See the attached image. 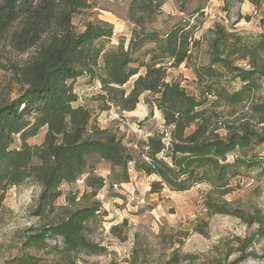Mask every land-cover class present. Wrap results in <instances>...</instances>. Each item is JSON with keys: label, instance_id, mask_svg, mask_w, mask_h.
I'll list each match as a JSON object with an SVG mask.
<instances>
[{"label": "trees", "instance_id": "trees-1", "mask_svg": "<svg viewBox=\"0 0 264 264\" xmlns=\"http://www.w3.org/2000/svg\"><path fill=\"white\" fill-rule=\"evenodd\" d=\"M99 1L0 0V208L11 187L32 181L41 187L37 214L48 216L65 184L85 182L82 191L68 192L55 219L25 236V248L47 257L23 253L5 264H80L85 255L105 250L90 236L91 223L102 214L97 195L107 182L96 172L100 160L111 166L112 186L130 180V163L137 172L158 177L153 193L208 185V215H232L258 227L237 238L238 248L228 246L224 259L234 251L240 256L229 264L256 257L247 250L264 233L263 209L234 208L218 198L249 171L264 180V18L263 33L253 42L217 22L197 38L201 8L163 33L151 25L166 0H132L131 37L112 44L114 25L85 17ZM239 1L264 5V0ZM204 42L208 57L200 63L194 49ZM180 65L194 70L198 94L170 79L169 70ZM84 76L100 83L95 99L103 110L134 111L143 100L151 114L155 108L160 112L163 128L131 149L80 103L75 85ZM41 132L42 140L30 143ZM205 227L197 231L208 235ZM197 259L176 251L166 264Z\"/></svg>", "mask_w": 264, "mask_h": 264}, {"label": "rangeland", "instance_id": "rangeland-1", "mask_svg": "<svg viewBox=\"0 0 264 264\" xmlns=\"http://www.w3.org/2000/svg\"><path fill=\"white\" fill-rule=\"evenodd\" d=\"M131 2L100 0L99 6L86 13L85 17L111 22L115 28L112 44H117L121 37L128 41L134 29L127 20ZM197 8L204 11V16L199 20L202 23L196 32L197 38L205 35L216 22L227 25L250 42L260 39L263 33L261 19L264 18V5L257 8L248 1L239 0H166L163 13L151 27L164 33L178 20L188 18ZM80 19L77 17L76 22L79 23ZM206 52L205 42L194 49L200 63L207 61ZM169 71L170 79L181 82L189 92L198 94L194 70L180 65ZM131 84L128 83L127 87ZM100 87L97 80H91L88 76L79 78L75 85L80 103L93 109L99 125L118 131L131 149H137L136 144L146 140L152 130L163 128L160 112L155 108L151 114L150 107L143 100L134 111L119 113L115 107L103 110L102 103L95 99L102 91ZM221 110L228 112L227 108ZM43 136L44 132H41L30 143L41 141ZM260 149L264 152V146ZM130 168V180L112 186L110 164L102 160L96 164V172L107 182L105 188L99 191L105 198L97 197L102 202V214L91 223L90 236L105 250L97 255H85V261L80 264H166L176 251L181 255H198L196 264H229L240 256V252L234 251L225 260L226 252L230 250L228 246L238 248L240 242L237 238L245 239L257 232V225L248 226L232 215H208L204 203L210 191L208 185L198 184L184 192L164 188L153 193L151 184L158 177L137 172L132 166ZM258 175L259 172L254 170L234 178L230 191L218 200L231 202L234 208L251 210L257 206L264 211V180ZM84 186V178L71 185L65 184L62 187L64 196L56 202L55 212L48 216L37 214L40 185L28 181L11 187L0 208V264L23 253L47 257L43 252L25 248V236L29 229H37L55 219L62 211L61 206L65 205L68 192H80ZM205 224L208 235L197 231ZM247 251L257 256L247 257L239 264H264V233ZM179 264L193 263L186 260Z\"/></svg>", "mask_w": 264, "mask_h": 264}, {"label": "built area", "instance_id": "built-area-1", "mask_svg": "<svg viewBox=\"0 0 264 264\" xmlns=\"http://www.w3.org/2000/svg\"><path fill=\"white\" fill-rule=\"evenodd\" d=\"M145 158L148 159L147 157H145ZM130 166L134 167V164H133V163H130ZM130 169H131V168H130ZM97 197H98V198H101V199H104V198H105V195L99 193V194L97 195Z\"/></svg>", "mask_w": 264, "mask_h": 264}]
</instances>
